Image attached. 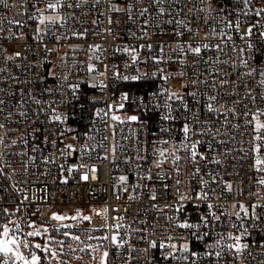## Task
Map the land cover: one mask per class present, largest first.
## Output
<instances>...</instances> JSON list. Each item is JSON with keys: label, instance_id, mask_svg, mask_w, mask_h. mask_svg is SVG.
Masks as SVG:
<instances>
[{"label": "built area", "instance_id": "obj_1", "mask_svg": "<svg viewBox=\"0 0 264 264\" xmlns=\"http://www.w3.org/2000/svg\"><path fill=\"white\" fill-rule=\"evenodd\" d=\"M20 2L7 0L6 4H0V99L4 101V104H0V123L5 124V129L0 131L5 140L0 145V156L4 157L0 165H9L0 169L7 173V176L0 175V188H7V191L0 192V209L13 213L0 216V223L17 220L27 231L25 220H35L52 229L56 225L50 219L51 212L71 215L79 210L91 216V222L79 221L76 223L78 226L70 231L84 232L99 229L106 223L96 212L107 208V223L124 225L120 229L121 235L140 253L136 255L130 249H122L124 256H117L116 250L111 249L109 264H125L130 256L135 258L129 264H149V257L152 258L151 264H178L175 260H163L158 249L143 252L148 247L149 239L168 241L169 237L172 238L169 242L177 245L187 241L190 250L198 253L199 258L189 257L179 264H193V261L195 264H209L206 253L210 249L206 246L215 243L218 232L232 231L239 235L243 231L231 227V221L241 223L230 215L233 211L231 204L242 203L250 211L251 205L257 204L262 205L256 209L260 216L257 222L259 227L250 228L251 235L242 241L249 243L250 247L241 259L233 261L231 256H227L218 264H264V248L259 246L264 241V186L255 182L264 174L254 173L250 167L246 155L249 135L243 127L245 118L230 115L226 120L224 115L210 114L201 106L209 95H215L218 101L227 102V107H233L231 101L246 97L250 87L252 95L257 97L256 102L253 104L244 99L243 104L235 107L239 112L244 110V105L253 111L257 107L264 109V99L260 98L264 97V87L257 84L260 77L244 76L240 81L235 75L236 71L243 74L249 68H264V41L254 34L248 40L254 44V50H247L246 42L240 39L246 25L241 27L240 33L229 31L236 48L246 49L244 57L254 56V59L249 60V67L241 66L237 52L230 51L232 42L229 41L223 59L228 60L230 55L237 65L236 69L229 64L213 63L221 55L214 46L223 43L224 38L214 35L212 29L218 32L227 21L234 22L236 18L235 12L229 15L227 11L221 12L219 9H239L242 5L234 3V0H206L205 11L199 14L202 19L193 23L195 16L187 10L191 7L190 3L177 14V9L185 0L161 5L171 9V15L159 16L152 11L151 15L141 17L136 12L133 20H129L124 11L109 10L112 7L125 8L128 0H99V4L90 0L88 5L78 8H61L60 13L67 17L66 22L58 23L51 30L41 26L42 31L37 38L36 21L29 17L39 15L36 8H44V0L35 6L26 4L24 8L19 7ZM77 2L67 0V5ZM145 6L140 5L141 8ZM262 7L264 0H252L247 21L259 19L254 17V11ZM46 14L52 13L49 11ZM110 18L112 23H109ZM172 19L185 20L187 27L165 22ZM8 21L21 23L9 24ZM145 22L147 27L142 30L141 25ZM261 22L264 23V20ZM187 28L194 31L198 28L199 31L192 35ZM180 31L184 32L183 36L174 34ZM254 31L259 33L264 28L257 27ZM74 32L81 35L74 36ZM186 41L206 42L213 49L203 52L202 63L201 58L192 56L190 52L174 51L177 44ZM160 44H164L162 59L167 62L156 64L152 58L158 55ZM141 45H152V49L141 48ZM95 46L99 47L94 52ZM124 47L137 49V63L133 64L131 57L122 51ZM89 64L96 68L95 72H88ZM160 69H164L163 73ZM220 69L225 72L224 79H231L235 83L219 88L220 78L215 73ZM229 72L233 73L231 77L227 75ZM179 73L184 74L181 76ZM124 76H139L141 79L125 81ZM161 76H168L167 82L160 79ZM201 80L206 83H199ZM213 80L219 94L211 86ZM93 84L97 87L90 86ZM101 84L103 87L99 86ZM165 89L184 96L200 120L194 121L192 113L184 111L179 101H168L172 104L171 114L177 119L162 121L160 115L169 112L164 107L165 96L153 94ZM192 92L197 93L195 99L186 95ZM125 95L127 100L122 99ZM196 101L201 104H196ZM109 106L113 111H109ZM215 106L219 108L220 104ZM57 115L61 117L60 121L54 120ZM111 115L120 116L121 121H112ZM131 116L138 117L137 121L128 120ZM185 116L197 126L200 122L215 124L220 134L212 149L203 143L211 142V134L193 137L201 140L198 150L209 158L198 162L200 175L193 177L194 165L190 159H184L188 154L183 150L177 152L182 157L179 162L181 183L178 194L176 172L170 158L156 168L154 162L157 156L154 153L170 147L160 144L158 141L161 138L175 144L181 142ZM228 124H239L241 127L231 128ZM162 126L168 130L161 132ZM67 145L72 148L69 149ZM213 158L221 163L212 162ZM92 167L97 169L95 173L89 171ZM70 168L74 169L71 173L68 171ZM84 174L89 179L82 180ZM93 176L96 179H92ZM121 176L128 178L126 183L120 182ZM149 176L151 179L147 178ZM201 177L209 182L205 189L209 195L207 201L192 199L195 192L200 191ZM213 179L218 183H212ZM225 182L232 184L231 194L222 193ZM165 184L169 187L165 188ZM153 194L155 200L152 199ZM180 195L189 197L183 201L186 206L183 212L175 211L181 203ZM225 196L228 199H224ZM25 197L28 199L25 200ZM208 203L219 205L214 209L217 214L225 209L229 214L222 216L223 226L200 228V232H210L209 237L197 241L194 236L188 235L189 231L194 230L174 227L183 221L197 223L201 215L207 214ZM166 204L172 207L162 213ZM195 204L201 207L194 208ZM161 215L168 218L160 219ZM113 217H123V220ZM245 222L251 225V221ZM156 224L160 227H156ZM139 229L143 231H134ZM149 229L152 233L162 234L149 236ZM96 233L105 234L103 231ZM141 235L144 236L143 240L138 239ZM212 264L217 262L213 261Z\"/></svg>", "mask_w": 264, "mask_h": 264}, {"label": "snow or ice", "instance_id": "obj_2", "mask_svg": "<svg viewBox=\"0 0 264 264\" xmlns=\"http://www.w3.org/2000/svg\"><path fill=\"white\" fill-rule=\"evenodd\" d=\"M40 2V0H21L19 7L24 8L26 4H32L33 6L37 5ZM90 0H78L76 4L73 5H67V0H44L45 7L44 8H36V12L39 13L38 16H30V19H35L37 27H36V33L37 38H39V34L42 31V27L44 29L51 30V28L58 23L66 22L67 17L63 16L60 13V9L67 6V7H73L78 8L82 5H88ZM180 3L181 0H128L126 3L125 8H116L112 7L109 10L110 11H124L127 14V18L129 20H133L134 14L138 12L139 16L143 17L146 14L151 15L152 11H156L157 15L164 16V15H171L172 10L169 8L161 7V5L164 4H170V3ZM206 0H199V6H197V0H185V2L182 4L181 8L177 9V14L179 12L183 11L185 7L188 6V4H191V7H188V12H191L194 14L195 18L192 21L193 23L196 20L202 19V17L199 15L200 13H203L205 11L204 4ZM7 0H0V4H6ZM96 4H99V0H95ZM234 3H240L242 6L237 8H225L221 7L219 10L221 12L227 11L229 15L232 14V12L236 13L235 21H227L223 27L217 32L215 28L212 29V32L214 35H219L223 39V43L216 44L215 50L218 51L221 55L216 58L213 63H220V64H229L232 69H236L237 65L232 61L231 56L229 55L228 60L223 59V55H225V47H228V42L231 41V49L230 51H236L238 57H240V65L243 67H249V60L254 59V56H250L245 58L244 53L247 50H254V44L249 43L248 40L250 37H252L254 34L258 36V39L261 41H264V31L255 33V29L257 27L264 28V23L261 22V20H264V7L259 8L254 11V17L259 18L256 19L255 22H248L247 17L249 16V9L252 4V0H234ZM141 4H146L145 7H140ZM155 6V7H154ZM209 7L211 5L209 4ZM51 12V15H48L46 13ZM245 18V19H242ZM113 21L111 18L109 19V23H112ZM168 24H176L177 26H183L187 27L186 21L183 19H172L165 21ZM9 24L17 23L20 24V21H8ZM246 25V26H245ZM242 26H245V30L240 33V29ZM147 27V22L145 24L141 25V29ZM187 31L191 33L192 35H195L198 33L199 29L197 28L195 31L192 28H187ZM229 31L240 33V39L244 40L246 42V49L240 48L237 49L235 46V41L233 39V36L229 34ZM175 35L183 36L184 32H175ZM74 36L81 35L80 33H73ZM147 35V33H145ZM186 45V46H185ZM99 46H95L93 48V51L95 52L96 49ZM141 48L147 47L150 51L152 49V45H141ZM179 50L182 53L190 52L192 56L201 58V62L203 63L202 54L205 50H212L213 46L209 43H191V42H185L184 44H177L175 50ZM122 51L126 54H128L131 57V61L133 64L137 63L139 57L137 55V49L133 47H124ZM164 44H160L158 47V55L153 57V62L156 64L164 63L167 61H163L162 56L164 55ZM19 56V53L16 54ZM13 57H8V59H12ZM98 59V57H97ZM181 64L184 63L183 60L180 61ZM96 68L89 64L88 65V72L92 73L95 72ZM164 69H160V72L163 73ZM184 73H179V75H183ZM220 78L219 88H224L228 84H234L235 82L231 79H224L225 72L223 69H220L217 73H215ZM233 73L229 72L227 75L229 77L232 76ZM101 76L104 75V73H100ZM171 75V74H170ZM236 77L243 81L244 76H247L249 78H252L253 76H258L260 79L257 80V84L261 87H264V68H249V71L241 74L239 71L235 72ZM123 79L125 81H137L141 79L139 76H124ZM160 79H163L165 82L168 80V76H161ZM199 83H206V81H198ZM196 83V82H193ZM91 87H97V85L93 84L90 85ZM100 87H103V85H99ZM211 86L213 88L217 89V94H219V88H217L215 80L212 81ZM157 95H163L165 96L166 103L164 107L169 109L168 113H164L160 115V119L164 122H169L177 119V117L173 116L171 114L172 110V104L167 103L168 101L175 102L179 101L181 106L183 107L184 111L188 113H192V119L194 121H199L200 118L196 116L193 107L189 105L187 101H185L184 96H182L177 91H170L168 89H165L163 92L160 93H154L153 96ZM186 95H191L194 99L197 96L196 92L187 93ZM261 99H264V97H260ZM123 100H127L128 97L125 95L122 97ZM244 99H248L251 103H255L257 100L256 96L252 95V90L249 87L247 96H241L239 99H233L231 101V104L233 107H227V102H220L217 100V96L215 95H209L207 100L203 102L201 105L202 107L206 108V111L208 113H218L225 116V119H228V116H240L242 115L245 120L243 127L247 129V134L249 135L248 144L249 147L246 149V155L249 157V163L252 171L254 173H262L264 174V109L257 107L255 111H253L248 105H244V110L242 112H239L236 105L243 104ZM37 103H40V101H37ZM219 103L220 107L217 108L215 105ZM0 104H4V101L0 99ZM196 104H201L200 101H196ZM121 108H123V104L120 105ZM159 107V105L157 106ZM221 109H224L223 112H221ZM109 111H113L112 106H109ZM99 115V113H97ZM250 117V119H249ZM8 119V117H6ZM61 117L59 115L54 117L55 121H60ZM110 119L112 121H121V117L117 115H111ZM138 117L131 116L128 117V120L130 121H137ZM185 122L182 124L181 132H182V139L179 144H175L170 140H165L161 138L158 142L160 144H167L170 145L169 148H161L158 150L157 153H154V155L157 156V159L154 162V166L156 168H160L166 160H171V163L173 164L176 172V180L175 184L177 185L176 192L179 194L180 189L179 185L181 183L180 179V161L182 159L181 156L177 154L180 150L185 151L188 155L184 157V159H190L194 165V171L192 172V176L195 177L197 175H200L201 169L198 166V162L202 160H208L209 158L200 152L198 149L201 146L202 142L200 139H193L194 136L199 137L203 135L211 134V142L205 141L203 143L207 144V147L209 149H212L214 146V142L217 140L218 135L220 134V129L216 127L215 124L209 125L205 122H200L197 126L196 124H193L190 122L187 118V116L184 117ZM228 127L231 128H239L241 125L239 124H228ZM5 129V124L0 123V131H3ZM168 129L165 127H161L160 131L165 132ZM230 135V133H228ZM5 143L4 136L0 135V145H3ZM15 141H13V144ZM221 143H224L221 141ZM69 149L72 148L71 145H67ZM107 159V157H104ZM4 157L0 156V160H3ZM216 164H220L221 161L219 159L213 158V161ZM9 165L4 164L0 165V169L3 167H7ZM74 169H69L68 171L71 173ZM90 172L95 173L97 169L95 167H92L89 169ZM187 175V173H185ZM0 175L7 176V173H4L3 171H0ZM148 179H151V176L147 177ZM82 180L89 179V176L87 174H84L81 176ZM92 179H96L95 176L92 177ZM121 183L127 182V177L121 176L120 178ZM66 182V181H65ZM258 185L264 186V175H261L259 179L255 181ZM208 181L203 179L201 177L200 180V191L195 192L192 199L196 201H207L209 199L208 191L205 189L208 188ZM212 183H218L215 179L212 180ZM165 188H168L169 185L165 184ZM233 190V186L231 183L225 182L224 187L222 189V193H228L231 194ZM7 191V188H0V192ZM212 191H215V189H212ZM258 195V193L256 194ZM132 197H130L131 199ZM221 197H217V199H220ZM224 199H228L227 196L223 197ZM28 197H25V200H27ZM152 199L155 200L156 196L153 194ZM189 197L185 195H180V205L175 208V211L177 212H183L186 208L183 201L188 200ZM22 203V202H21ZM172 207V205H165V209H162V213ZM194 208H200V204H195L193 206ZM219 205H214L212 203L207 204V214L201 215L199 217V221L197 223H191L188 221H183L176 223L174 227H179L181 229L185 230H194L189 231L188 235L194 236L197 241H203L206 237L210 236V232H200V228H211V227H220L224 225V221L222 220V216L229 215L227 213V209H225L224 212H221L220 214H217L214 209L218 208ZM262 207V205L253 204L251 205V211L249 210V207L245 206L244 204H231L232 212L231 216H234L236 220L241 221V223L237 224L235 221H231V227L233 229H236L239 231L240 229H243L242 232H240L239 235L234 234L232 231L228 232H218L216 235L215 243H210L206 247L210 249L206 253L209 264H212L213 261H216L217 264L221 259H225L227 256H231L233 261L241 259L244 252L250 247L249 243L242 242L245 239H247L248 236L251 235L250 228H257L259 227L258 221L260 220V216L257 215L256 209ZM108 209L105 208L102 211H97L96 215L100 216L102 219L106 221L104 225L101 226L99 229H88L85 230L82 235L86 237V239L81 238V234H75L71 232L70 230L74 227L73 224H66L63 223L66 220H72V221H88L91 222L92 217L88 215H83L80 213L79 210H77L76 215L73 216H66V215H60L57 213H53L50 217L51 220L56 221L59 225L58 227H54L52 229H49L48 227H37V225L34 222H28L25 220V226L26 228L32 229L31 231H25L24 227H22L21 223L17 220H7L4 223H0V264H70L71 260H78L83 262L85 256L88 258L89 264H109V257H110V250L115 249L117 256H124V252L121 250H131V252L136 253V255H139L140 253L135 249L134 245L129 244V240L126 239L123 235H121L120 229L124 227L122 224H108L107 223V216ZM13 213H9L8 209H0V216H9ZM211 217V219H209ZM160 219H166L165 215H161L159 217ZM23 219V218H21ZM113 219L116 220H123V217H113ZM245 221H251V225L246 223ZM213 222H216L214 225ZM78 226V224L76 225ZM156 227H160L159 224L155 225ZM147 227V225H146ZM68 229V230H63ZM103 231L105 234L103 235H95L94 233ZM134 231H143V229L134 230ZM54 232L56 235L62 236L63 239H57L56 236L51 235L50 233ZM161 235L162 233H152L149 229L148 235ZM36 237H43V243L34 242ZM138 239L143 240L144 236L141 235L138 237ZM171 237L168 238V241L164 240H148V247L143 249V252L150 253L153 249H158L160 252V256L163 260H175L178 262H182L185 260H188L189 257H198V253L193 252L190 250L189 243L185 241L184 243L177 245L176 243H171ZM89 241H96L97 243H89ZM231 241V243H229ZM259 246L261 248H264V241H261ZM211 249H215V251H211ZM25 250L27 251V255H25ZM39 253H43V256H41ZM185 253H188L189 255L186 256ZM83 254V255H81ZM65 257H68L65 259ZM134 256H130L128 260L125 261V264H129V261L131 259H134ZM151 257H149V264H151ZM193 264L195 262L193 261Z\"/></svg>", "mask_w": 264, "mask_h": 264}, {"label": "rangeland", "instance_id": "obj_3", "mask_svg": "<svg viewBox=\"0 0 264 264\" xmlns=\"http://www.w3.org/2000/svg\"><path fill=\"white\" fill-rule=\"evenodd\" d=\"M53 213H57V214H60V215H66V216H69V217H70V216L76 215L77 212H75V213L69 215V214H67V213H58V212H56V211H53V212H51V213L49 214V216L51 217V215H52ZM80 213L83 214V215H86V214H84L83 211H80ZM30 222H34V223L37 225V227H48V228L50 229L49 226H47V225H45V224H40V223H38V222L35 221V220H32V221H30ZM53 223H54V225H56V227L59 226V225L57 224L56 221H53ZM63 223H66V224H73L74 227H75L77 221L66 220V221H64ZM26 230H27V231H31L32 229H30V228H26ZM71 232H73V233H75V234H81V238H82V239H86V237H85L84 235H82V233H84V232H77V231H71ZM50 234L56 236L57 239H63L62 236L56 235V233H54V232H51ZM94 234H95V235H103V234H100V233H94ZM34 242L43 243V237H36ZM89 243H97V242H96V241H89ZM39 254H40L41 256H43V253H39ZM81 255H82V254H81ZM67 258H68V257H65V259H67ZM45 264H46V262H45ZM53 264H55V262H53ZM70 264H89V262H88V258L85 257L84 260H83V262L78 261V260H71V261H70Z\"/></svg>", "mask_w": 264, "mask_h": 264}]
</instances>
